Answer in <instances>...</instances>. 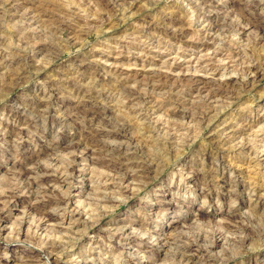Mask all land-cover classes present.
Listing matches in <instances>:
<instances>
[{"label": "rangeland", "instance_id": "obj_1", "mask_svg": "<svg viewBox=\"0 0 264 264\" xmlns=\"http://www.w3.org/2000/svg\"><path fill=\"white\" fill-rule=\"evenodd\" d=\"M125 1L126 0H0V136L2 135L0 137V218H4L1 223L2 226L0 224V263L23 264L21 258L40 253V247H38L40 243L44 245L45 241L48 242L51 240L49 242H52L57 239V241L59 240L60 242L67 240L73 242H70L66 249L57 255L60 261L59 264H177L178 262L179 264H184L187 260H191L187 264H256L258 262V264H264V233L261 235L256 233L262 230L261 228H263L264 232V35H262L264 33L258 31V36L257 34L255 35L257 29L254 27L252 28L248 23L250 22L249 19H253L254 17L255 19L262 18L264 21V1L127 0L130 1L126 2L128 4L122 3ZM131 1H134L132 2L133 5ZM200 2H204V5ZM205 2H208L210 5H207ZM257 5L258 7H256ZM204 9L207 11L204 12ZM230 9L232 10L229 12L228 10ZM237 9H239V11ZM220 10H223V16H221ZM216 13L218 14L217 16ZM240 13H244V16H241ZM252 13L253 15H251ZM226 14H228V16ZM254 14L257 15L254 16ZM239 15L240 18L243 19L242 21ZM246 15L250 16L249 19ZM224 18L226 23L228 22V25L223 20ZM220 21L222 22L220 23ZM236 21L240 26L243 27L244 25V27L242 28L237 25ZM229 22L233 24L232 26L234 27L230 26L231 24ZM248 24L249 26H247ZM246 27L247 31L244 30ZM253 29L256 30L254 31ZM177 33H179V35H177ZM260 35L262 37H260ZM77 41L79 42L77 43ZM46 45L49 47H45ZM54 46L57 47L55 48ZM44 47L46 50L40 49ZM83 60L84 62L85 60L87 61L84 63ZM81 62L83 63L82 65ZM258 65H260V73L256 74L254 68ZM90 67L95 73L89 70L91 69ZM24 68L32 71L29 70V74H24L25 76L27 75V77L24 75L20 76L21 78L23 77L22 80L17 79L19 73L26 71ZM156 70H159V72L161 70L163 74L165 73L164 76L168 74L165 79L159 82H165L164 84L167 85L163 90H154L152 86L158 81L151 77H147V75L149 76L153 72H157ZM62 71L63 73H61ZM106 71L110 73L108 74ZM253 73L257 76L253 75ZM70 74L74 76L71 78ZM119 75H121V77ZM89 76L90 78L92 77L91 80H89ZM97 76L99 79H97ZM117 76L120 80H118ZM168 76L169 79H167ZM93 77L96 78V81ZM186 77L188 79L190 78L189 82L187 79L184 80ZM75 78L78 81L73 80ZM123 78L132 79L128 83L129 89L138 90V92L141 91V93L145 94L147 93L146 96L148 100L146 99V101H144L145 105H141L142 108L139 104H144V102L135 101L132 105L128 103L129 98L125 93H119L117 90L116 93L115 90L111 89L112 87H116ZM252 78H254V81ZM16 79L19 81L16 82ZM44 79L49 82L43 81ZM113 79H116L117 82ZM73 81L75 83L77 82V85L81 84L80 86L83 85L84 87H86V85L87 87L95 86V89H101V91L103 90V92L107 94V100L103 99L105 102L102 100V103H106L103 105L113 110L112 113L108 115H112V117H108L107 120L109 119L114 123H116L115 121L117 120L121 123V121L125 119L124 121L127 123L129 122L128 124L132 129L129 135H131L138 144H132L130 152L134 150L132 153L133 155L136 153L134 156L137 161H141L142 158L145 159L146 163L144 162L142 167H140L141 163L137 162L135 165V168L137 167L136 169L130 168L121 170L114 166V164L107 165L104 163L110 159L108 155H102L106 154L104 153L105 151H102L103 153L98 152L94 154L87 150L84 152V149L81 151L79 149L78 151L80 152H78L72 146L61 145L67 138L74 135L75 132L77 135L75 134L74 137L77 138L80 128L86 126L89 122L88 118H82V121H78L79 124L77 123L74 127L73 125L67 128L62 127L63 130L60 129L61 131L58 134L54 133L55 126L51 122H48L49 125L47 121L43 122V120L39 119L33 122V114L30 112V115L32 114L31 117L29 113L25 115L26 119L29 120L28 126L25 127L23 125V128L19 125V122L15 120L13 116L14 107H20V109H22L26 102L29 103L34 101L38 96L41 98L44 97V100L48 98L46 101L51 102L52 108L54 106L53 109H64L71 106L73 100L77 96L74 95L67 86ZM153 81L157 82L153 83ZM249 81L253 83V85H249ZM66 82H69L68 85ZM190 83L193 84L190 85ZM184 84L189 87L184 86ZM180 86L181 90L186 91H181L179 88ZM221 86L222 89H224V93L216 97L218 100L215 97H211L213 99L211 101L210 91L219 90ZM97 87L102 88L98 89ZM139 87L140 90L138 89ZM209 87L211 90H208ZM248 88L252 89L249 90ZM202 89H204V91ZM43 90H45L46 93H44ZM168 90L170 92L175 91L171 92L173 93L171 94ZM176 92L177 94H175ZM43 93L44 96H42ZM53 93L54 96L52 95ZM48 94H51V97H49ZM159 94H162V96ZM203 94L204 96H202ZM205 94H208L209 97ZM177 95H181L179 96L180 100ZM197 95L201 98H205L201 100V98H197ZM63 96L65 98H63ZM157 96L161 98V101H159L160 99H158ZM172 96L176 97L172 99ZM192 98H195L193 99L194 101ZM176 100L179 101L181 105L185 106L179 107L180 110L183 109V111H186L185 109L187 106L185 104L191 101H198L199 103L204 100L206 104L210 102L209 105L215 107L213 108V114L216 115L211 114L210 118H212V120H210L211 122L207 121L209 122L208 124L207 122L198 123L197 120H191L188 116L183 117L181 112L175 115L172 110L175 109ZM158 103H162V107L159 109L156 107ZM18 104L20 106H18ZM168 106L170 107L168 108ZM129 107L131 108L129 109ZM128 109L130 115L128 114ZM116 113L118 114L117 116ZM122 113H126L129 118L125 116L126 114L122 115ZM25 114H27V112ZM170 115L171 117H169ZM115 118L116 120L113 121ZM126 118L129 120L127 121ZM124 121H122V123ZM136 123L139 124L137 125ZM137 126H140V128ZM18 127L22 128L23 131H21V136L17 137L14 131L18 130ZM144 127L149 128L143 129ZM133 130L140 134L137 133L138 135H136V132ZM131 133L135 134V137ZM21 137L24 140H22ZM141 137L145 139L142 140L143 143L141 142ZM137 138L140 139V141ZM119 139H121L119 141L125 139V141H122L123 144H128L127 138L121 137ZM46 142L48 143L46 144ZM160 143H164L165 146L167 144L166 149L165 146ZM147 145L150 148L147 147ZM75 151L76 153H74ZM47 152L52 153L48 154ZM164 153H167V157H165ZM174 153L176 155H173ZM147 155L149 158H147ZM59 156L60 158H58ZM97 156L105 161H97ZM71 157L75 158V160ZM152 157L160 158L162 162H153V164H149L153 159ZM56 158L57 160H55ZM166 161L168 162L166 163ZM35 162H37V164ZM50 163H52V166ZM62 163L63 165H60ZM47 164L49 166H47ZM53 164L57 165L54 166ZM161 164L162 166H160ZM188 165L191 167V170ZM217 165L219 167H217ZM60 166L65 167L62 168V172H64L65 169L64 174L70 179H68L67 182L68 186L66 185L64 188V186H59L55 181H50L43 185L40 180L42 176H46L49 173L54 174L53 172H56V170L60 172ZM145 166L153 169L149 177H143V175L145 176L143 173ZM223 166L226 168L224 172ZM113 167H116L118 170ZM24 168H28L26 169L28 171L31 170L28 176L29 180L22 179L20 176V172L24 171ZM44 168H46V170ZM71 169L72 172H70ZM128 170L129 172L131 170L133 175L140 174L141 178H136L139 183L136 182L134 186L132 185L130 190L120 185L122 175L128 172ZM134 170L136 173L133 172ZM57 172L55 174H57ZM184 172L186 174H184ZM189 173L192 174L190 175ZM14 175L17 176V178L14 177ZM107 175L109 176L106 177ZM222 175L226 177L224 182L220 181L221 177H223ZM18 176H20V179H18ZM39 176L41 178H39ZM118 178L119 181H117ZM110 180L114 182L115 185L113 187L115 188H111L105 193L106 191H104L102 187L112 183ZM141 180L142 183L140 182ZM179 180H181L182 184H186L184 190H181L177 186L176 182ZM25 183H31L33 188L29 189ZM43 186L49 188L50 192L48 194H51L52 197H58L60 195L59 198L63 196L72 201L69 205L62 206V208H48L47 212L53 214V220L50 219L49 221H45L41 225L37 224L41 223L37 221L41 212H39L35 206L37 203L40 204V201L43 200ZM39 187L40 190H38ZM54 187H56V190ZM133 187H135V190L132 189ZM139 187H141V189ZM11 189H13V192ZM94 190L97 191L96 194L98 196L93 192ZM14 191L16 192L14 193ZM173 191L176 196L170 197ZM66 193H68V195ZM55 194L57 195L55 196ZM109 195H112L113 199L115 198L113 200L114 203L106 204L103 197H109ZM13 196H16V198ZM92 197L94 199L96 198L95 202L92 201ZM97 199L100 200L99 204ZM81 200L82 207H80ZM2 203H5V205ZM83 203H85V207H83ZM75 204L79 207H75ZM63 207H66V209ZM72 207L75 208L73 209ZM71 208L75 210V212L73 217L68 219L65 214H67ZM250 212H252V214ZM79 216L81 217L79 218ZM28 219L30 223L27 222ZM85 219L88 220V224L94 221L93 224L96 225L91 229H87L84 223V221L86 222ZM75 220L78 221L76 222ZM227 220L237 221L233 223V221L227 222ZM230 223H233L234 225L232 224V226L236 227L237 230L226 229V226L230 225ZM121 226L126 228L121 229L123 228ZM241 226L244 228L241 229ZM145 227L147 231H145ZM134 228L137 230L135 229V231ZM36 229L38 230L37 232ZM115 230L120 232L117 233ZM124 231H129L130 236L124 234ZM224 231H226V233ZM253 232L255 236L253 235L254 237L252 236L249 238L244 247H239L236 244L237 239L243 238L242 235L245 236V234L247 235ZM33 233H36V236H34ZM202 234L208 236L203 237ZM221 234H224V237L221 236ZM148 235L151 238L148 237ZM170 236H176L174 238H178L175 241L176 243L172 240L170 241ZM20 237L22 238L20 239ZM155 238L160 239L156 241ZM14 239L17 240V242H15ZM21 240H23V242ZM192 242H194L196 246H192ZM42 245L40 244V246ZM207 249H210L209 251L211 252ZM41 256V258L38 257L39 259L37 258L38 260L36 259L32 264H51V262L46 259L47 257H43L45 256L44 252ZM180 258H182V261H180Z\"/></svg>", "mask_w": 264, "mask_h": 264}, {"label": "bare ground", "instance_id": "obj_2", "mask_svg": "<svg viewBox=\"0 0 264 264\" xmlns=\"http://www.w3.org/2000/svg\"><path fill=\"white\" fill-rule=\"evenodd\" d=\"M202 1V0H201ZM219 1V0H218ZM223 1H225V0H223ZM222 1V2H223ZM227 1V0H226ZM225 1V2H226ZM231 1V0H230ZM234 1V0H233ZM248 1V0H247ZM264 1V0H263ZM33 2V1H32ZM126 2H130V1H125V2H122V3H125V4H128V3H126ZM132 2H134V1H131V3ZM244 2V1H243ZM104 3V2H103ZM120 3V2H119ZM201 3V2H200ZM204 3V2H203ZM203 3H201L202 5H204ZM207 5H210L208 2H205ZM214 3V2H213ZM220 3H221V1H220ZM253 3H255V2H253ZM259 3V2H258ZM50 4V3H49ZM205 4V5H206ZM241 4V3H240ZM260 4V3H259ZM44 5V4H43ZM46 5V4H45ZM131 5V4H130ZM132 5H133V3H132ZM213 5V4H212ZM249 5V4H248ZM247 5V6H248ZM253 5V4H252ZM60 6V5H59ZM61 6H62V4H61ZM126 6V5H125ZM192 6V5H191ZM198 6H199V4H198ZM201 6V5H200ZM214 6V5H213ZM219 6V5H218ZM234 6H235V4H234ZM241 6V5H240ZM240 6H238V7H240ZM46 7V6H45ZM203 7V6H202ZM205 7V6H204ZM220 7H221V5H220ZM232 7V6H231ZM256 7H258V5L256 6ZM49 8V7H48ZM54 8V7H53ZM57 8V7H56ZM78 8V7H77ZM200 9H202L201 7H199ZM209 8V7H208ZM244 8V7H243ZM245 8H246V6H245ZM214 10H215V8H213ZM212 9V10H213ZM217 9V8H216ZM224 9V8H223ZM241 9V8H240ZM45 10V9H44ZM205 10V9H204ZM209 10H210V8H209ZM213 10V11H214ZM232 9H230V10H228L229 12L231 11ZM238 11H239V9H237ZM236 10V11H237ZM253 10V9H252ZM254 10H255V8H254ZM253 10V11H254ZM202 11V10H201ZM207 10H205L204 12H206ZM215 11H217V10H215ZM221 11V14H222V12H223V10H220ZM228 11H225V12H228ZM247 11V10H246ZM256 11H257V9H256ZM263 11V10H262ZM261 11V12H262ZM55 12V11H54ZM211 12V11H210ZM209 12V13H210ZM228 12V13H229ZM243 12V11H242ZM208 13V12H207ZM246 13V12H245ZM75 14V13H74ZM205 14V13H204ZM231 14V13H230ZM237 14H239V13H237ZM243 14V15H242ZM240 13V15L241 16H244V13ZM247 14V13H246ZM44 15V14H43ZM63 15V14H62ZM76 15V14H75ZM218 14L216 13V16H217ZM225 15V14H224ZM227 16H228V14H226ZM232 15V14H231ZM230 15V16H231ZM240 15H239V18H240ZM251 15H253V13L251 14ZM255 15H257V14H254V16ZM259 15V14H258ZM221 16H223V14L221 15ZM226 16V17H227ZM232 16H234V15H232ZM38 17V16H37ZM77 17V16H76ZM246 17H248V19H249V17L250 16H247L246 15ZM257 17V16H256ZM262 17V16H261ZM35 18V17H34ZM5 19V18H4ZM33 19V18H32ZM45 19V18H44ZM241 19V18H240ZM239 19V20H240ZM43 20V19H42ZM52 20V19H51ZM107 20V19H106ZM209 20V19H208ZM212 20H213V18H212ZM216 20V19H215ZM220 20V19H219ZM224 21H225V18L223 19ZM228 20V19H227ZM232 20H233V18H232ZM231 20V21H232ZM235 20V19H234ZM243 19H241V21H242ZM250 20V22H248L250 25H251V27L253 28H256L255 30L257 31V33L255 32V35L257 34V36H258V31L259 32H261V33H264V21H263V19L261 18V19H255V17L253 18V19H249ZM58 21H60V20H58ZM165 21V20H164ZM245 21V20H244ZM246 21H248V20H246ZM30 22V21H29ZM61 22V21H60ZM93 22V21H92ZM222 21H220V23H221ZM157 23V22H156ZM225 23H226V21H225ZM228 23V22H227ZM226 23V24H227ZM230 23V22H229ZM236 23H237V21H236ZM55 24V23H54ZM231 24V23H230ZM241 24H243V23H241ZM249 24L247 25V26H249ZM50 25V24H49ZM72 25V24H71ZM91 25V24H90ZM102 25V24H101ZM112 25V24H111ZM174 25V24H173ZM228 25V24H227ZM233 24H231L230 26H232ZM235 25V24H234ZM237 25H239L238 23H237ZM20 26H22V25H20ZM170 26V25H169ZM240 26V25H239ZM239 26H237V27H239ZM246 26V25H245ZM222 27V26H221ZM232 27H234V26H232ZM240 27H242V26H240ZM243 27H244V25H243ZM242 27V28H243ZM250 27V28H251ZM54 28V27H53ZM59 28V27H58ZM176 28V27H175ZM241 28V29H242ZM39 29V28H38ZM82 29V28H81ZM87 29V28H86ZM238 29V28H237ZM247 29V27L244 29V30H246ZM46 30V29H45ZM55 30V29H54ZM57 30V29H56ZM59 30V29H58ZM243 30V29H242ZM241 30V31H242ZM243 30V31H244ZM254 30V29H253ZM254 30V31H255ZM159 31V30H158ZM241 31H239V32H241ZM247 31V30H246ZM252 31V30H251ZM52 32V31H51ZM61 32V31H60ZM90 32V31H89ZM24 33V32H23ZM39 33V32H38ZM85 33V32H84ZM173 33V32H172ZM171 33V34H172ZM180 33V32H179ZM179 33H177V35H179ZM16 34V33H15ZM60 34V33H59ZM58 34V35H59ZM138 34V33H137ZM181 34V33H180ZM243 34V33H242ZM246 34H248V33H246ZM26 35V34H25ZM47 35V34H46ZM53 35V34H52ZM56 35V34H55ZM76 35V34H75ZM127 35V34H126ZM187 35V34H186ZM254 35V34H253ZM254 35V36H255ZM262 35H264V34H262ZM37 36V35H36ZM86 36V35H85ZM1 37V36H0ZM75 37V36H74ZM174 37V36H173ZM177 37V36H176ZM260 37H262L261 35H260ZM24 38V37H23ZM76 38V37H75ZM136 38V37H135ZM52 39V38H51ZM150 39V38H149ZM19 40V39H18ZM133 40V39H132ZM138 40V39H137ZM26 41V40H25ZM76 41V40H75ZM80 41V40H79ZM79 41H77V43L79 42ZM44 42V41H43ZM52 42V41H51ZM142 42V41H141ZM140 42V43H141ZM34 43V42H33ZM76 43V44H77ZM44 44V43H43ZM132 44V43H131ZM152 44V43H151ZM61 45V44H60ZM81 45V44H80ZM73 46V45H72ZM136 46V45H135ZM149 46V45H148ZM45 47H47V45L45 46ZM40 48V49H45L46 50V48ZM49 47V46H48ZM47 47V48H48ZM55 47V46H54ZM57 47V46H56ZM55 47V48H56ZM28 48V47H27ZM199 48V47H198ZM64 49V48H63ZM208 49V48H207ZM50 50V49H49ZM52 50V49H51ZM47 52V51H46ZM45 52V53H46ZM50 52V51H49ZM51 52H53V51H51ZM42 53V52H41ZM260 53V52H259ZM17 54V53H16ZM19 54V53H18ZM25 54V53H24ZM52 54V53H51ZM14 55V54H13ZM16 56V55H15ZM85 56V55H84ZM260 56V55H259ZM22 57V56H21ZM88 57V56H87ZM253 57V56H252ZM42 58H43V56H42ZM257 58V57H256ZM255 58V59H256ZM81 59V58H80ZM85 59H86V56H85ZM94 59V58H93ZM95 60V59H94ZM22 61V60H21ZM74 61V60H73ZM87 60H85V62H86ZM90 61H92V60H90ZM98 61V60H97ZM75 62V61H74ZM83 62H84V60H83ZM84 62V63H85ZM248 62V61H247ZM28 63V62H27ZM83 63L81 62V65H82ZM87 64V63H86ZM1 65V64H0ZM72 65V64H71ZM93 65V64H92ZM201 65V64H200ZM261 65V64H260ZM260 65H258L257 67H255L254 68V70H255V73L256 74H259L260 73V70H259V66ZM17 66V65H16ZM36 66H37V64H36ZM97 66V65H96ZM8 67V66H7ZM18 67V66H17ZM23 67H24V65H23ZM29 67H31V66H29ZM33 67V66H32ZM77 67H79V66H77ZM76 67V68H77ZM87 67V66H86ZM85 67V68H86ZM102 67V66H101ZM262 67V66H261ZM35 68H37V67H35ZM91 68V67H90ZM250 68V67H249ZM19 69V68H18ZM25 69V68H24ZM28 69V68H27ZM38 69V68H37ZM40 69V68H39ZM70 69V68H69ZM68 69V70H69ZM103 69V68H102ZM207 69V68H206ZM26 70V69H25ZM30 70V69H29ZM26 70L25 72L23 71V72H21V73H19V75L17 76L18 78L17 79H21L22 80V78L20 77V76H23L25 73H28L29 74V72L30 71H32V70ZM33 70H34V67H33ZM83 70V69H82ZM89 70H91V72L93 71L92 70V68L91 69H89ZM98 70V69H97ZM101 70V69H100ZM110 71H112L111 69H109ZM115 70H116V68H115ZM9 71V70H8ZM18 71V70H17ZM16 71V72H17ZM37 71V70H36ZM41 71V70H40ZM96 71V70H95ZM117 71V70H116ZM157 72H153L152 74H150L149 76L147 75V77H151L152 79H156L157 81H153V83L154 82H157V83H159L162 79H165L166 77H167V75L166 76H164V74L161 72V70H160V72H159V70H156ZM243 71V70H242ZM252 71V70H251ZM261 71H262V69H261ZM34 72H35V70H34ZM39 72V71H38ZM60 72V71H59ZM70 72H71V70H70ZM73 72V71H72ZM94 72V71H93ZM102 72V71H101ZM108 74L110 73V72H108V71H106ZM122 72V71H121ZM17 73V74H18ZM61 73H63V71L61 72ZM64 73H66V72H64ZM95 73V72H94ZM116 73H118V72H116ZM186 73V72H185ZM30 74H32V73H30ZM36 74H38V73H36ZM59 74V73H58ZM58 74H57V76H58ZM85 74V73H84ZM97 74V73H96ZM103 74V73H102ZM101 74V75H102ZM114 74H115V72H114ZM113 74V75H114ZM125 74V73H124ZM256 74H254L253 73V75H255V76H257ZM262 74V73H261ZM8 75V74H7ZM41 75V74H40ZM68 75V74H67ZM71 75V74H70ZM91 75V74H90ZM94 75V74H93ZM106 75V74H105ZM122 75V74H121ZM121 75H119L120 77H121ZM146 75V74H145ZM186 75V74H185ZM12 76V75H11ZM25 76V75H24ZM62 76V75H61ZM72 76H74V75H71V78H72ZM92 76V75H91ZM95 76V75H94ZM115 76V75H114ZM133 76V75H132ZM184 76V75H183ZM193 76V75H192ZM15 77V76H14ZM25 77H27V75L25 76ZM54 77H56V76H54ZM59 77H60V75H59ZM63 77H64V75H63ZM69 77V76H68ZM98 77V76H97ZM103 77V76H102ZM108 77V76H107ZM113 77V76H112ZM116 77V76H115ZM131 77V76H130ZM190 77V76H189ZM16 78V77H15ZM15 78H14V80H15ZM30 78V77H29ZM32 78V77H31ZM44 78V77H43ZM47 78V77H46ZM62 78V77H61ZM80 78V77H79ZM89 78H90V76H89ZM92 78V77H91ZM91 78L89 79V80H91ZM93 78H95V77H93ZM111 78V77H110ZM117 78H118V76H117ZM182 78V77H181ZM184 78V77H183ZM192 78V77H191ZM11 79V78H10ZM16 79V80H17ZM26 79H28V78H26ZM42 79V78H41ZM57 79V78H56ZM97 79H99V77L97 78ZM102 79V78H101ZM100 79V80H101ZM145 79H146V77H145ZM145 79H144V81H145ZM167 79H169V76H168V78ZM187 79V81L189 82V79L186 77L184 80H186ZM193 79V78H192ZM191 79V80H192ZM243 79V78H242ZM254 78H252V80H253ZM257 79V78H256ZM19 80H17L16 82H18ZM23 80H25V79H23ZM36 80V79H35ZM48 80V79H47ZM65 80V79H64ZM67 80V79H66ZM73 80H76V78L75 79H73ZM93 80V79H92ZM95 81H96V78L94 79ZM111 80V79H110ZM109 80V81H110ZM114 80V79H113ZM116 80V79H115ZM114 80V81H115ZM118 80H120L119 78H118ZM122 80V79H121ZM130 80H132V79H130ZM129 78L127 79V78H123V80L122 81H120V83L118 84V85H116V87H112L111 89L112 90H115V92H116V90L117 91H119V93L120 92H123V93H125L126 95H127V97L129 98V100H128V103H130V104H132V103H134L135 101H139V102H144V101H146V99H147V96H146V94L145 93H141V91H139L138 92V90H131V89H129L128 88V86H129ZM136 80H138V79H136ZM181 80V79H180ZM237 80V79H236ZM43 81H46L45 79L43 80ZM55 81V80H54ZM69 81V80H68ZM76 81H78V80H76ZM98 81V80H97ZM108 81V82H109ZM147 81V80H146ZM164 81V80H163ZM166 81V80H165ZM235 81V80H234ZM240 81V80H239ZM251 81V80H250ZM249 81V85L250 84H252L253 85V83H251V82H253V81H251L250 82ZM7 82V81H6ZM15 82V81H14ZM47 82V81H46ZM49 82V81H48ZM47 82V83H48ZM58 82V81H57ZM62 82V81H61ZM65 82V81H64ZM70 82V81H69ZM69 82H66L67 83V85H68V83ZM74 82V81H73ZM73 82H71V83H69V85L67 86V87H69V90H71V92H73L74 93V95H76L77 97H75V99L73 100V99H71V100H73V103L71 104V106H68V108L66 107V108H64V109H53L54 108V106H53V108H52V106H51V102H47L46 100L48 99H46V100H44L43 98H41V97H39L38 96V98L36 99V100H34V101H31V102H29V103H25V106L24 107H22V109H20V107H14V109H13V116H14V118H15V120L16 121H18L19 122V125H21L22 127H23V125L26 127V126H28V121L29 120H27L26 119V117H25V115H28V113L30 112V113H32L33 114V119H32V121L33 122H36L38 119L39 120H43V122L44 121H47V124H48V122H51L54 126H55V130H54V133L55 134H58L61 130L60 129H62V127L63 128H67L68 126H71V125H73V127H74V125H76L77 123H78V121H80L82 118H84V119H87L88 118V120H89V122L86 124V126H84V127H82V128H80V131H78V136H77V138H75L74 137V135L76 134V132H75V134L74 135H72L70 138H67V140L63 143H61V145H65V146H72L75 150H79L80 149V151L81 150H83L84 149V152L87 150L88 152H91V153H94V154H97L98 152H102V151H105L104 153H106V154H102V155H105V156H109L110 157V159L108 160V161H105V160H103V159H101V158H99L98 156V158H97V161H99V162H101V161H105L104 163L105 164H107V165H109V164H114V166H116L118 169H121V170H123V169H132V168H135V165H136V163L138 162V163H141V165H140V167H142L143 166V163L145 162V159H143L142 158V160L140 161L139 159V161H137V159L135 158V156L134 155H136V151L134 152L135 154L133 155V151L132 152H130V147H131V145L132 144H134V145H138L136 142L137 141H134V138L131 136V135H129L130 134V130H132L130 127V125L126 122V121H124V120H122V121H124L123 123H122V121H121V123H119L117 120H116V118L115 119H113V121H115L116 123H114V122H112L111 120H107V118L108 117H112V115L111 116H108V115H110L111 113H112V108H110V107H108V106H106V105H103V104H106V103H104L105 101L103 100V99H106L107 100V98H108V96H107V94L105 93V92H103V90L101 91V89L100 90H97V89H95L94 87L95 86H88L87 87V85H86V87H84L83 85L82 86H80L81 84H79V85H77L75 82L73 83ZM87 82V81H86ZM113 82V81H112ZM116 82H117V80H116ZM137 82V81H136ZM147 82H149V81H147ZM152 82V81H151ZM184 82V81H183ZM242 82H244V81H242ZM248 82V81H247ZM246 82V83H247ZM9 83V82H8ZM21 83H22V81H21ZM45 83V82H44ZM59 83V82H58ZM81 83V82H80ZM92 83V82H91ZM93 83H95V82H93ZM106 83V82H105ZM150 83V82H149ZM155 84V85H153L152 86V88L154 89V90H163V88H165L167 85H165L164 83H159V84ZM194 83V82H193ZM193 83H190V85L191 84H193ZM198 83V82H197ZM210 83V82H209ZM225 83V82H224ZM233 83V82H232ZM236 83V82H235ZM238 83V82H237ZM2 84V83H1ZM42 84V83H41ZM46 84V83H45ZM56 84V83H55ZM60 84V83H59ZM84 84V83H83ZM98 84V83H97ZM96 84V85H97ZM104 84V83H103ZM112 84V83H111ZM128 84V85H127ZM139 84V83H138ZM148 84V83H147ZM180 84V83H179ZM186 84H187V82H186ZM186 84H184V86H187ZM189 84V83H188ZM208 84V83H207ZM218 84V83H217ZM229 84V83H228ZM231 84V83H230ZM248 84V83H247ZM52 85H54V84H52ZM93 85V84H92ZM102 85V84H101ZM110 85V84H109ZM142 85V84H141ZM211 85V84H210ZM222 85V84H221ZM233 85H234V83H233ZM41 86V85H40ZM56 86H57V84H56ZM55 86V87H56ZM62 86V85H61ZM60 86V87H61ZM64 86V85H63ZM100 86V85H99ZM111 86H113V85H111ZM149 86V85H148ZM178 86V85H177ZM207 86V85H206ZM209 86V85H208ZM223 86V85H222ZM222 86H221V89H219V90H211V88L209 89L208 88V90H211L210 91V98L211 97H217L218 95H220V94H223L224 93V89H222ZM224 86H225V84H224ZM34 87V86H33ZM67 87H65V88H67ZM103 87V86H102ZM102 87H99V88H102ZM132 86H131V82H130V88H131ZM145 87V86H144ZM168 87H169V85H168ZM187 87H189V86H187ZM218 87V86H217ZM228 87V86H227ZM245 87V86H244ZM243 87V88H244ZM98 88V87H97ZM98 88V89H99ZM142 88V87H141ZM150 88V87H149ZM171 88V87H170ZM180 88V90H181V86L179 87ZM179 88H178V91H179ZM194 88V87H193ZM196 88V87H195ZM205 88V87H204ZM235 88V87H234ZM253 88V87H252ZM252 88H248L249 90L250 89H252ZM41 89V88H40ZM45 89V88H44ZM49 89V88H48ZM104 89V88H103ZM106 89H107V86H106ZM136 89V88H135ZM139 90H140V87L138 88ZM144 89V88H143ZM148 89V88H147ZM174 89V88H173ZM182 89H184V88H182ZM199 89V88H198ZM207 89V88H206ZM216 89V88H215ZM46 90V89H45ZM45 90H43L44 91V93H46L45 92ZM54 90V89H53ZM59 90V89H58ZM149 90V89H148ZM152 90V89H151ZM150 90V91H151ZM153 90V91H154ZM165 90V89H164ZM166 90H167V88H166ZM203 91H204V89H202ZM235 90V89H234ZM244 90H246V89H244ZM47 91V90H46ZM56 91V90H55ZM54 91V92H55ZM60 91V90H59ZM64 91V90H63ZM108 91V90H107ZM106 91V92H107ZM175 91V90H174ZM174 91H171V92H174ZM181 91H186V90H181ZM189 91V90H188ZM193 91V90H192ZM200 91H201V89H200ZM227 91H229V90H227ZM38 92V91H37ZM42 92V91H41ZM51 92V91H50ZM70 92V93H71ZM145 92V91H144ZM147 92V91H146ZM152 92V91H151ZM150 92V93H151ZM157 92V91H156ZM158 92H160V91H158ZM167 92V91H166ZM168 92H170L169 90H168ZM170 92V93H171ZM183 92V93H184ZM199 92V91H198ZM202 92V91H201ZM209 92V91H208ZM230 92V91H229ZM34 93H36V92H34ZM44 93H43V95L42 96H44ZM56 93H57V91H56ZM62 93V92H61ZM72 93V94H73ZM117 93V92H116ZM149 93V92H148ZM161 93H162V91H161ZM164 93V92H163ZM182 93V94H183ZM190 93V92H189ZM196 93V92H195ZM205 93V92H204ZM227 93V92H226ZM36 94H39V93H36ZM68 94H69V92H68ZM154 94H155V91H154ZM167 94V93H166ZM171 94H173V93H171ZM175 94H177V92L175 93ZM180 94V93H179ZM192 94V93H191ZM198 94V93H197ZM202 94V93H201ZM53 96H54V93L52 94ZM57 95V94H56ZM117 95V94H116ZM122 95V94H121ZM150 95V94H149ZM160 96H162V94H159ZM205 95H208V94H205ZM235 95V94H234ZM48 96L49 97H51V94H48ZM47 96V97H48ZM66 96V95H65ZM109 96H111V95H109ZM123 96V95H122ZM154 96V95H153ZM179 96H181V95H179ZM179 96L177 95V97H178V99H179ZM202 96H204V94L202 95ZM226 96V95H225ZM31 97V96H30ZM35 97V96H34ZM58 97V96H57ZM68 97V96H67ZM71 97V96H70ZM73 97V98H74ZM158 97V96H157ZM166 97V96H165ZM173 97H176V96H172V99H173ZM208 97H209V95H208ZM220 97V96H219ZM229 97V96H228ZM46 98V97H45ZM63 98H65L64 96H63ZM72 98V97H71ZM110 98V97H109ZM115 98V97H114ZM164 98V97H163ZM162 98V99H163ZM196 98V97H195ZM195 98H192V100L193 99H195ZM197 98H201V97H199L198 95H197ZM205 98V97H204ZM204 98H201V100L202 99H204ZM51 99V98H50ZM49 99V100H50ZM56 99V98H55ZM54 99V100H55ZM61 99V98H60ZM126 99V98H125ZM151 99H152V97H151ZM150 99V100H151ZM158 99H160L159 101H161V98H159L158 97ZM176 99V98H175ZM189 99V98H188ZM217 99V98H216ZM63 100V99H62ZM102 100L104 101L103 103H102ZM115 100H116V98H115ZM148 100V99H147ZM149 100V101H150ZM180 100V99H179ZM190 100V99H189ZM199 100V99H198ZM200 100V101H201ZM211 101L213 100L212 98L210 99ZM218 100V99H217ZM231 100V99H230ZM233 100V99H232ZM51 101V100H50ZM109 101V100H108ZM124 101V100H123ZM165 101V100H164ZM169 101H170V99H169ZM183 101V100H182ZM194 101V100H193ZM58 102V101H57ZM112 102V101H111ZM163 102V101H162ZM168 102V101H167ZM166 102V103H167ZM173 102V101H172ZM171 102V103H172ZM186 102H187V100H186ZM189 102V101H188ZM207 102V101H206ZM63 103V102H62ZM68 103V102H67ZM136 103H138V102H136ZM152 103V102H151ZM208 103V102H207ZM15 104H16V102H15ZM57 104H59V103H57ZM119 104V103H118ZM125 104L127 105V103L125 102ZM124 104V105H125ZM139 104V103H138ZM155 104H156V102H155ZM184 104V103H183ZM209 104H210V102H209ZM209 104H206L205 102H204V100L202 101V102H199L198 103V101H196V102H190V103H188V104H185L187 107H186V111H183V109L182 110H180V108L181 107H185V106H183V105H181L180 103H179V101H177L176 100V102H175V109L174 110H172L174 113H175V115H176V113H180L181 112V114H182V116L183 117H190V119L192 120H197L198 121V123L199 122H203V123H206L207 121H210V120H212V118H210L211 117V114L212 115H216V114H213V108H215L214 106L212 107V106H210ZM216 104V103H215ZM214 104V105H215ZM219 104V103H218ZM13 105V104H12ZM22 105H23V102H22ZM21 105V106H22ZM53 105V104H52ZM61 105V104H60ZM59 105V106H60ZM116 105V104H115ZM133 105V104H132ZM140 105V107H141V105L142 106H144L145 105V102H144V104H139ZM154 105V104H153ZM167 105V104H166ZM173 105V104H172ZM17 106V105H16ZM18 106H20L19 104H18ZM136 106V105H135ZM217 106V105H216ZM221 106V105H220ZM13 107V106H12ZM56 107V106H55ZM125 107V106H124ZM132 107V106H131ZM131 107H129V109L131 108ZM137 107V106H136ZM139 107V106H138ZM152 107V106H151ZM158 109L159 108H161L162 107V103L160 104V103H158L157 104V106H156ZM170 106H168V108H169ZM174 107V106H173ZM180 107V108H179ZM219 107V106H218ZM222 107V106H221ZM57 108V107H56ZM121 108V107H120ZM126 108V107H125ZM124 108V109H125ZM128 108V107H127ZM135 108V107H134ZM133 108V109H134ZM142 108V107H141ZM140 108V109H141ZM145 108V107H144ZM150 108V107H149ZM167 108V107H166ZM172 108V107H171ZM177 108H179V109H177ZM24 109V110H23ZM123 109V108H122ZM129 109H128V112H126V113H128L129 115H130V111H129ZM136 109V108H135ZM153 109V108H152ZM66 110V111H65ZM139 110V109H138ZM165 110V109H164ZM163 110V111H164ZM216 110V109H215ZM115 111H116V109H115ZM131 111H132V109H131ZM141 111V110H140ZM162 111V112H163ZM168 111V110H167ZM167 111H165V112H167ZM171 111V112H172ZM218 111V110H217ZM216 111V112H217ZM222 111V110H221ZM11 112V111H10ZM27 112V114H25ZM120 112V111H119ZM133 112V111H132ZM215 112V113H216ZM30 113H29V115H30ZM126 113H122V115H125ZM174 113H172V114H174ZM31 114V115H32ZM121 114V113H120ZM139 114V113H138ZM218 114H219V112H218ZM31 115H30V117H31ZM118 114L116 113V116H117ZM135 115V114H134ZM137 115V114H136ZM168 115H169V113H168ZM126 117H128L129 118V116L126 114L125 115ZM132 116V115H131ZM131 116H130V118H131ZM115 117V116H114ZM169 117H171V115L169 116ZM215 117V116H214ZM174 118V117H173ZM179 118H180V116H179ZM37 119V120H36ZM118 119H120V118H118ZM121 119H122V117H121ZM170 119V118H169ZM9 120V119H8ZM7 120V122L9 123V121ZM11 120V119H10ZM126 120H127V118H126ZM129 120V119H128ZM127 120V121H128ZM14 121V120H13ZM82 121V120H81ZM132 121V120H131ZM5 122H6V120H5ZM17 122V123H18ZM31 122V121H30ZM42 122V123H43ZM118 122V123H117ZM171 122V121H170ZM196 122V121H195ZM211 122V121H210ZM7 123V124H8ZM130 123H132V122H130ZM134 123H135V121H134ZM133 123V124H134ZM141 123V122H140ZM209 122H207V124H208ZM7 124H6V126H7ZM37 124V123H36ZM45 124V123H44ZM79 124V123H78ZM84 124V123H83ZM137 124V123H136ZM139 124V123H138ZM137 124V125H138ZM175 124V123H174ZM197 124V123H196ZM14 125V124H13ZM46 125V124H45ZM49 125V124H48ZM52 125V126H53ZM85 125V124H84ZM200 125H201V123H200ZM81 126H83V125H81ZM136 126V125H135ZM17 127V126H16ZM80 127V126H79ZM137 127H139L140 128V126H137ZM142 127V126H141ZM178 127V126H177ZM183 127V126H182ZM8 128H9V126H8ZM24 128V127H23ZM29 128V127H28ZM43 128V127H42ZM135 128V127H134ZM147 128H149V127H147ZM146 127H144L143 129H147ZM44 129V128H43ZM75 129V128H74ZM1 130V129H0ZM28 130V129H27ZM34 130V129H33ZM49 130V129H48ZM63 130V129H62ZM73 130V129H72ZM137 130V129H136ZM201 130V129H200ZM21 131H23V129L22 128H19L18 127V130H16V131H14V133L16 134V136L18 137V136H21L20 134L22 133ZM29 131V130H28ZM39 131H40V129H39ZM44 131H45V129H44ZM70 131H71V129H70ZM133 131H135V130H133ZM138 131V130H137ZM46 132V131H45ZM64 132V131H63ZM136 132V131H135ZM134 132V133H135ZM153 132V131H152ZM41 133V132H40ZM53 133V132H52ZM65 133H66V131H65ZM71 133H74V132H71ZM140 134L139 132H136V135H138V134ZM11 134V133H10ZM25 134V133H24ZM27 134V133H26ZM132 134V133H131ZM142 134V133H141ZM5 135V134H4ZM70 135V134H69ZM68 135V136H69ZM77 135V134H76ZM134 137H135V134H132ZM2 136V135H1ZM0 136V137H1ZM62 136H64V135H62ZM139 136H141V135H139ZM158 136V135H157ZM15 137V136H14ZM55 137V136H54ZM58 137V136H57ZM121 137H124V138H127L128 139V144H123V142L122 141H125V139L124 140H122V141H119V140H121V139H119V138H121ZM165 137V136H164ZM7 138V137H6ZM6 138H5V140H6ZM11 138V137H10ZM22 138V137H21ZM60 138V137H59ZM142 138V137H141ZM155 138V137H154ZM161 138V137H160ZM17 139V138H16ZM138 139V138H137ZM136 139V140H137ZM158 139V138H157ZM156 139V140H157ZM22 140H24L23 138H22ZM139 141H140V139H138ZM142 140H145V139H141V142H142ZM159 140V139H158ZM162 140V139H161ZM7 141V140H6ZM13 141V140H12ZM59 141V140H58ZM139 141H138V143H139ZM160 141V140H159ZM22 142V141H21ZM24 142V141H23ZM146 142V141H145ZM163 142H164V139H163ZM7 143V142H6ZM14 143H15V140H14ZM48 142H46V144H47ZM143 143V142H142ZM165 143V142H164ZM164 143H160V144H162L163 146H165L164 145ZM217 143V142H216ZM45 144V145H46ZM147 144V143H146ZM152 144V143H151ZM158 144V143H157ZM234 144V143H233ZM142 145H144V144H142ZM141 145V146H142ZM150 145V144H149ZM161 145V146H162ZM144 146H146V145H144ZM143 146V147H144ZM153 146H154V144H153ZM166 146H167V144H166ZM166 146H165V149H166ZM173 146V145H172ZM216 146V145H215ZM52 147V146H51ZM71 147V148H72ZM133 147V146H132ZM147 147H149L148 145H147ZM146 147V148H147ZM158 147V146H157ZM160 147V146H159ZM40 148V147H39ZM63 148V147H62ZM70 148V147H69ZM68 148V149H69ZM137 148V147H136ZM150 148V147H149ZM162 148V147H161ZM169 148V147H168ZM168 148H167V150H168ZM66 149V148H65ZM178 149V148H177ZM141 150H142V148H141ZM149 150H151V149H149ZM148 150V151H149ZM159 150V149H158ZM43 151V150H42ZM46 151V150H45ZM80 151H78V152H80ZM146 151V150H145ZM170 151V150H169ZM172 151V150H171ZM178 151V150H177ZM204 151H206V150H204ZM66 152V151H65ZM149 152H152V151H149ZM208 152V151H207ZM214 152V151H213ZM42 153V152H41ZM48 154L49 153H52V152H47ZM74 153H76V151L74 152ZM103 153V152H102ZM145 153V152H144ZM148 153V152H147ZM153 153V152H152ZM151 153V154H152ZM157 153H158V151H157ZM162 153V152H161ZM160 153V154H161ZM200 153V152H199ZM210 153V152H209ZM37 154V153H36ZM72 154V153H71ZM79 154V153H78ZM77 154V155H78ZM81 154H82V152H81ZM80 154V155H81ZM84 154V153H83ZM146 154V153H145ZM165 154V153H164ZM167 154V153H166ZM166 154H165V157H167L166 156ZM168 154H169V152H168ZM178 154V153H177ZM204 154V153H203ZM222 154V153H221ZM39 155V154H38ZM70 155V154H69ZM87 155V154H86ZM138 155V154H137ZM141 155H142V151H141ZM155 155V154H154ZM163 155V154H162ZM173 155H176L175 153L173 154ZM200 155V154H199ZM198 155V156H199ZM37 156V155H36ZM50 156V155H49ZM53 156V155H52ZM65 156V155H64ZM82 156V155H81ZM85 156V155H84ZM90 156V155H89ZM151 156V155H150ZM164 156V155H163ZM212 156H213V154H212ZM39 157V156H38ZM56 157V156H55ZM62 157V156H61ZM72 157H75V156H72ZM71 157V158H72ZM170 157H171V155H170ZM175 157V156H174ZM204 157H205V155H204ZM203 157V158H204ZM37 158V157H36ZM35 158V159H36ZM54 158V157H53ZM58 158H60V156L58 157ZM82 158V157H81ZM147 158H149L148 157V155H147ZM153 159H152V161L151 162H149V164L151 163V164H153V162H155V163H161L162 162V159H160V158H154V157H152ZM169 158V157H168ZM201 158V157H200ZM214 158H215V155H214ZM35 159H32V160H34V161H36ZM38 159V158H37ZM48 159V158H47ZM46 159V160H47ZM72 159H74L75 160V158H72ZM176 159V158H175ZM202 159V158H201ZM217 159V158H216ZM53 160V159H52ZM51 160V161H52ZM55 160H57V158L55 159ZM74 160H72V161H74ZM83 160V159H82ZM168 160V159H167ZM170 160V159H169ZM214 160V159H213ZM42 161V160H41ZM44 161V160H43ZM79 161V160H78ZM87 161V160H86ZM21 162V161H20ZM24 162V161H23ZM32 162V161H31ZM47 162V161H46ZM62 162H64V161H62ZM168 161H166V163H167ZM36 164H37V162H35ZM39 163V162H38ZM55 163V162H54ZM56 163H57V161H56ZM96 163H98V162H96ZM146 163V162H145ZM193 163V162H192ZM191 163V164H192ZM201 163V162H200ZM203 163V162H202ZM35 164V165H36ZM41 164V163H40ZM51 164V166H52V163H50ZM220 164V163H219ZM222 164V163H221ZM231 164V163H230ZM33 165V164H32ZM54 165V164H53ZM57 165V164H56ZM56 165H54V166H56ZM60 165H63V163L62 164H60ZM202 165V164H201ZM229 165V164H228ZM38 166V165H37ZM37 166H36V168H37ZM41 166V165H40ZM47 166H49L48 164H47ZM46 166V167H47ZM59 166V165H58ZM65 166V165H64ZM63 166V167H64ZM93 166H95V165H93ZM149 166V165H148ZM148 166H145V169L143 170V173L145 174V176L143 175V177H146V176H148L149 177V175L152 173L151 172V170H153L152 168H150V167H148ZM154 166V165H153ZM160 166H162V164L160 165ZM185 166H187V165H185ZM189 166V165H188ZM221 166V165H220ZM29 167V166H28ZM31 167V166H30ZM35 167V166H34ZM44 167V166H43ZM61 167V166H60ZM63 167H61V170L59 169V168H57V169H59L60 170V172H57V170H56V172H57V174H55L56 172H53V170H52V172L55 174H51V173H49V174H47L46 176H42V179H40L41 180V182H42V184L44 185V184H47L48 182H50V181H55L59 186H64V188L66 187V185L68 186V179L69 178H67L66 177V175L64 174V172H65V169H64V172H62V168ZM66 167V166H65ZM64 167V168H65ZM70 167V166H69ZM115 167V168H116ZM140 167H138V168H140ZM159 167V166H158ZM217 167H219L218 165H217ZM227 167V166H226ZM41 168V167H40ZM47 168H49V167H47ZM50 168H53V167H50ZM101 168V167H100ZM114 168V167H113ZM114 168V169H115ZM116 168V169H117ZM137 168V167H136ZM135 168V169H136ZM164 168V167H163ZM187 168V167H186ZM189 168H190V170H191V167L189 166ZM228 168V167H227ZM25 169V168H24ZM26 169H28V168H26ZM24 170V171H22V172H20V176H21V178L22 179H27V180H29L28 179V176H29V174H30V172H31V170L30 171H28V170ZM33 169V168H32ZM45 170H46V168H44ZM55 169V168H54ZM68 169V168H67ZM66 169V170H67ZM96 169V168H95ZM109 169V168H108ZM117 169V170H118ZM156 169H157V167H156ZM160 169V168H159ZM188 169V168H187ZM193 169V168H192ZM198 169V168H197ZM36 170V169H35ZM43 170V169H42ZM50 170V169H49ZM98 170V169H97ZM155 170V169H154ZM158 170V169H157ZM183 170H184V168H183ZM183 170H182V172H183ZM210 170V169H209ZM224 170H226V168H225V166H223V172H224ZM141 171V170H140ZM160 171V170H159ZM212 171V170H211ZM39 172H40V170H39ZM43 172H44V170H43ZM70 172H72V169L70 170ZM132 171L130 170V172H129V170H128V172H126L124 175H122V177H121V179H120V181H121V183H120V185H123V187L125 186L126 188H127V190L129 189H131V187H132V185L134 186L135 185V183L136 182H138L139 183V181L136 179V178H140V174H135V175H133V173H131ZM133 172H135V170L133 171ZM138 172V171H137ZM186 172H187V170H186ZM197 172H198V170H197ZM200 172H201V170H200ZM33 173V172H32ZM46 173H48V172H46ZM67 173V172H66ZM107 173V172H106ZM136 173V172H135ZM157 173V172H156ZM188 173V172H187ZM193 173H194V170H193ZM214 173H216V172H214ZM16 174H18V173H16ZM34 174V173H33ZM184 174H186L185 172H184ZM190 174V173H189ZM188 174V175H189ZM192 174V173H191ZM190 174V175H191ZM40 175V174H39ZM106 175V174H105ZM181 175H183V174H181ZM209 175V174H208ZM219 175V174H218ZM20 176H18L19 178L18 179H20ZM104 176V175H103ZM109 175H107L106 177H108ZM111 176V175H110ZM152 176H154V175H152ZM185 176V175H184ZM223 177H221V179H220V181H225V179H226V177H224V175H222ZM14 177H16L17 178V176H15L14 175ZM142 177V176H141ZM156 177H157V175H156ZM179 177V176H178ZM183 177V176H182ZM189 177V176H188ZM187 177V178H188ZM208 177V176H207ZM30 178V177H29ZM39 178H41L40 176H39ZM101 178V177H100ZM110 178V177H109ZM116 178V177H115ZM179 178H181V177H179ZM200 178V177H199ZM113 179V178H112ZM111 179V180H112ZM117 179V178H116ZM115 179V180H116ZM141 179V178H140ZM144 179V178H143ZM142 179V180H143ZM191 179H192V176H191ZM230 179V178H229ZM70 180V179H69ZM106 180V179H105ZM110 180V181H111ZM114 180V179H113ZM142 180L140 181L141 183H142ZM147 180V179H146ZM174 180V179H173ZM184 180V179H183ZM182 180V181H183ZM194 180V179H193ZM196 180V179H195ZM198 180V179H197ZM218 180V179H217ZM11 181V180H10ZM21 181V180H20ZM108 181V180H107ZM117 181H119V178H118V180ZM188 181V180H187ZM199 181V180H198ZM23 182V181H22ZM97 182V181H96ZM112 182V181H111ZM174 182V181H173ZM191 182V181H190ZM19 183H21V182H19ZM118 183V182H117ZM137 183V184H138ZM143 183H144V181H143ZM148 183V182H147ZM177 183V186L182 190H184L185 189V185L186 184H182L181 183V180H179V181H177L176 182ZM185 183H186V179H185ZM211 183V182H210ZM34 184V183H33ZM57 184H55V185H57ZM100 184V183H99ZM209 184V183H208ZM231 184V183H230ZM25 185L29 188V189H32L33 188V186H32V184L31 183H25ZM50 185H51V183H50ZM101 185V184H100ZM107 185V184H106ZM115 184H114V182H112V183H110V184H108L107 186H101L103 189H104V191H106L105 193H107V191L108 190H110L111 188H115V187H113ZM147 185V184H146ZM22 186H24V185H22ZM46 186V185H45ZM45 186H43V193H42V195H43V200H41L39 203L40 204H38L37 203V205L35 206V208H37L38 209V211L39 212H41V215H39L40 217L38 218V222H41V223H37V224H41L42 225V223L43 222H45V221H49L50 219H52L53 220V214H51V213H49V212H47V210H48V208L50 209V208H62V206H64V205H69L70 204V202L72 201V200H70L69 198H66V197H61V198H59V193H58V197H52V195L50 196L48 193L50 192V190H49V188L47 187H45ZM53 186H54V184H53ZM137 186H139V185H137ZM176 186V187H177ZM192 186V185H191ZM196 186V185H195ZM219 186V185H218ZM8 187V186H7ZM14 187V186H13ZM41 187V186H40ZM40 187H39V189L38 190H40ZM97 187V186H96ZM100 187V188H101ZM222 187V186H221ZM4 188V187H3ZM6 188V187H5ZM16 188V187H15ZM25 188V187H24ZM27 188V189H28ZM56 187H54V189H55ZM69 188H71V187H69ZM95 188V187H94ZM100 188H99V190H100ZM117 188V187H116ZM135 187H133L132 189H134ZM140 189H141V187H139ZM159 188V187H158ZM227 188V187H226ZM119 189V188H118ZM117 189V190H118ZM122 189V188H121ZM137 189H138V187H137ZM236 189V188H235ZM12 190V192H13V189H11ZM15 190V189H14ZM56 190V189H55ZM66 190V189H65ZM114 190V189H113ZM124 190V189H123ZM135 190V189H134ZM199 190V189H198ZM203 190V189H202ZM229 190V189H228ZM255 190V189H254ZM25 191H27V190H25ZM36 191V190H35ZM115 191V190H114ZM10 192V191H9ZM16 191H14V193H15ZM38 192V191H37ZM93 192H95V194L97 193V191H93ZM100 192V191H99ZM98 192V193H99ZM117 192V191H116ZM121 192V191H120ZM133 192V191H132ZM162 192V191H161ZM202 192V191H201ZM8 193V192H7ZM23 193V192H22ZM39 193V192H38ZM41 193V192H40ZM92 193V192H91ZM130 193V192H129ZM198 193H200V192H198ZM241 193H242V191H241ZM10 194V193H9ZM13 194V193H12ZM30 194V193H29ZM34 194H35V192H34ZM67 195H68V193H66ZM94 194V193H93ZM109 194H110V192H109ZM112 194V193H111ZM122 194V193H121ZM7 195V194H6ZM5 195V196H6ZM31 195V194H30ZM38 195V194H37ZM40 195V194H39ZM57 194H55V196H56ZM62 195V194H61ZM90 195V194H89ZM97 195V194H96ZM101 195V194H100ZM107 195V194H106ZM105 195V196H106ZM113 195V194H112ZM112 195L110 196L109 195V197H103V199H104V201L106 202V204H108V203H112L113 202V200L116 198L114 195V199L112 198ZM132 195V194H131ZM228 195H229V193H228ZM253 195V194H252ZM4 196V195H3ZM35 196V195H34ZM54 196V195H53ZM87 196V195H86ZM98 196V195H97ZM104 196V195H103ZM171 196H176L175 195V193H174V191H173V193H171L170 194V197ZM1 197V196H0ZM7 197V196H6ZM14 198H16V196H13ZM13 197H11V198H13ZM19 197V196H18ZM42 197V196H41ZM99 197H101V196H99ZM205 197V196H204ZM4 198V197H3ZM91 198V197H90ZM93 198V197H92ZM121 198V197H120ZM96 199V198H95ZM95 199L93 198V202H95ZM99 199V198H98ZM97 199V200H98ZM101 199V198H100ZM102 199V200H103ZM172 199V198H171ZM4 200H6V199H4ZM259 200V199H258ZM77 201V200H76ZM90 201V200H89ZM91 201V202H92ZM99 202H98V204L100 203V200H98ZM116 201V200H115ZM118 201V200H117ZM5 202V201H4ZM80 202V201H79ZM1 203V202H0ZM7 203V202H6ZM34 203H36V202H34ZM81 206L80 207H82V200H81ZM79 203V204H80ZM86 203H89V202H86ZM114 203V202H113ZM213 203V202H212ZM250 203V202H249ZM2 204H4L5 205V203H2ZM78 204V203H77ZM77 204H75V207L76 206H78ZM91 204V203H90ZM92 204H95V203H92ZM96 204H97V201H96ZM95 204V205H96ZM103 204H105V203H103ZM227 204V203H226ZM234 204V203H233ZM33 205V204H32ZM83 207H85V203H83ZM87 205V204H86ZM113 205V204H112ZM111 205V206H112ZM236 205V204H235ZM251 205V204H250ZM99 206V205H98ZM261 206V205H260ZM259 206V207H260ZM1 207V206H0ZM74 207V208H75ZM79 207V206H78ZM89 207V206H88ZM107 207H108V205H107ZM231 207V206H230ZM257 207V206H256ZM255 207V208H256ZM63 208H65L66 209V207H63ZM68 208V207H67ZM73 208V207H72ZM72 208H71V210L69 211V209H68V213L67 214H65V215H67V217H68V219H70V218H72L73 217V214H74V212H75V210H72ZM73 208V209H74ZM92 208V207H91ZM100 208H102V207H100ZM253 208H254V206H253ZM250 209V208H249ZM84 210H85V208H84ZM87 210V209H86ZM94 210V209H93ZM93 210H92V212H93ZM105 210V209H104ZM1 211H2V209H1ZM50 211V210H49ZM67 211V210H66ZM77 211H78V208H77ZM88 211V210H87ZM99 211V210H98ZM101 211H102V209H101ZM263 211V210H262ZM33 212V211H32ZM51 212V211H50ZM84 212V211H83ZM92 212H90V213H92ZM104 212V211H103ZM106 212V211H105ZM98 213V212H97ZM251 214H252V212H250ZM2 214V213H1ZM36 214V213H35ZM88 214V213H87ZM38 215V214H37ZM230 216V215H229ZM4 217V216H3ZM38 217V216H37ZM78 217V216H77ZM81 216H79V218H80ZM234 217V216H233ZM263 217V216H262ZM32 218H33V216H32ZM85 218H87V217H85ZM3 219L4 218H0V224L3 222ZM31 219V218H30ZM55 219V218H54ZM65 219V218H64ZM229 219V218H228ZM66 220V219H65ZM86 220V219H85ZM258 220V219H257ZM5 221V220H4ZM73 221V220H72ZM76 221V220H75ZM78 221V220H77ZM76 221V222H77ZM90 221V220H89ZM231 221V220H230ZM229 220H227V222H230ZM233 221V220H232ZM231 221V222H232ZM237 221V220H236ZM235 221V222H236ZM242 221V220H241ZM259 221V220H258ZM261 221V220H260ZM21 222V221H20ZM27 222H29V219H28V221ZM61 222V221H60ZM74 222V221H73ZM72 222V223H73ZM225 222V221H224ZM234 221H233V223H235ZM263 222V221H262ZM26 223V222H25ZM30 223V222H29ZM32 223V222H31ZM84 223H85V226L87 227V229H91L93 226H95L93 223H94V221L93 222H91V224L89 223L88 224V220H86V222L84 221ZM145 223V222H144ZM233 223H230V225H227L226 226V229H229V230H237V228L236 227H234V226H232V224ZM20 224V223H19ZM23 224V223H22ZM35 224V223H34ZM33 224V225H34ZM204 224V223H203ZM223 224V223H222ZM225 224H226V222H225ZM237 224H239V223H237ZM236 224V225H237ZM25 225V224H24ZM45 225V224H44ZM125 225H127V224H125ZM234 225V224H233ZM248 225V224H247ZM1 226H2V224H1ZM4 226V225H3ZM128 226V225H127ZM147 226V225H146ZM198 226V225H197ZM205 226V225H204ZM223 226V225H222ZM14 227V226H13ZM20 227H21V225H20ZM19 227V228H20ZM30 227V226H29ZM35 227V226H34ZM43 227V226H42ZM114 227V226H113ZM119 227V226H118ZM121 227H123V226H121ZM148 227V226H147ZM246 227V226H245ZM264 227V226H263ZM33 228V227H32ZM115 228H117V227H115ZM126 228V227H125ZM124 227L123 228H121V229H125ZM177 228V227H176ZM195 228V227H194ZM244 228V227H243ZM242 228V226H241V229H243ZM29 229V228H28ZM108 229V228H107ZM136 228H134V230H135ZM139 229V228H138ZM179 229V228H178ZM222 229H225V228H222ZM240 229V228H239ZM238 229V230H239ZM262 230H260V231H258V232H256L257 234H259V235H261V234H263L264 232H263V228H261ZM2 230V229H1ZM18 230V229H17ZM79 230V229H78ZM81 230V229H80ZM126 230H128V229H126ZM133 230V231H134ZM137 230V229H136ZM135 230V231H136ZM140 230V229H139ZM175 230V229H174ZM197 230V229H196ZM247 230V229H246ZM252 230H254V229H252ZM21 231V230H20ZM30 231V230H29ZM38 230L36 229V232H37ZM40 231V230H39ZM116 231V230H115ZM118 231V230H117ZM116 231V232H117ZM134 231V232H135ZM145 231H147L146 230V227H145ZM256 231V230H255ZM12 232H13V230H12ZM16 232V231H15ZM34 232V231H33ZM78 232V231H77ZM77 232H75V233H77ZM109 232V231H108ZM120 232V231H119ZM119 232H117V233H119ZM122 232H123V230H122ZM172 232V231H171ZM225 233H226V231H224ZM229 232V231H228ZM235 232H238V231H235ZM245 232V231H244ZM249 232V231H248ZM31 233H32V231H31ZM51 233V232H50ZM84 233V232H83ZM115 233V232H114ZM224 233V234H225ZM231 233H232V231H231ZM243 233V232H242ZM241 233V234H242ZM255 233V234H256ZM8 234V233H7ZM15 235H17L16 233H14ZM34 234V236H36V233H33ZM52 234V233H51ZM72 234V233H71ZM124 234H126L127 236L130 234L129 233V231L127 232V231H124ZM158 234V233H157ZM161 234V233H160ZM178 234V233H177ZM176 234V235H177ZM224 234H221V236H223ZM233 234H235V233H233ZM238 234H240V233H238ZM237 234V235H238ZM244 234V233H243ZM20 235V234H19ZM41 235V234H40ZM39 235V236H40ZM116 235V234H115ZM155 235V234H154ZM174 235V234H173ZM180 235V234H179ZM183 235V234H182ZM203 235V234H202ZM254 235V232L253 233H251V234H245V236H243L242 235V237L243 238H241V237H238V238H241V239H237L236 240V244L239 246V247H244V245H245V243L249 240V238H251L252 236ZM264 235V234H263ZM262 235V236H263ZM9 236H12V235H9ZM126 236V237H127ZM130 236V235H129ZM184 236V235H183ZM208 235H203V237H207ZM238 236H240V235H238ZM255 236V235H254ZM253 236V237H254ZM17 237V236H16ZM42 237H43V234H42ZM47 237V236H46ZM125 237V236H124ZM148 237H150L149 235H148ZM155 237V236H154ZM171 237V236H170ZM174 237H176V236H173V237H171L170 238V241L172 240V241H176L178 238H174ZM185 237V236H184ZM195 237V236H194ZM202 237V238H203ZM224 237V236H223ZM236 237V236H235ZM235 237H234V239H235ZM10 238H12V237H10ZM19 238V237H18ZM22 237H20V239H21ZM36 238V237H35ZM41 238V237H40ZM48 238V237H47ZM73 238V237H72ZM151 238V237H150ZM158 238V237H157ZM182 238V237H181ZM3 239V238H2ZM17 239V238H16ZM52 239V238H51ZM56 239V238H55ZM60 239H64V238H60ZM153 239V238H152ZM156 239V238H155ZM160 239V238H159ZM159 239H156V241L157 240H159ZM179 239H180V237H179ZM192 239V238H191ZM223 239V238H222ZM15 240V239H14ZM23 240H26V239H23ZM23 240H21L22 242H23ZM42 240V239H41ZM66 240V239H65ZM74 240V239H73ZM214 240V239H213ZM20 241V242H21ZM43 241V240H42ZM48 241V240H47ZM49 241H51V240H49ZM46 242L45 241V243H44V245H42V243H40L42 246H40V244H39V246L38 247H40V253L39 254H37V255H28V256H25V257H23V258H21L22 259V263L23 264H32L38 257L39 258H41L42 256V253L44 252V254H45V256H43V257H47L46 259H48L50 262H51V264H59V260H58V257H57V255L59 254V253H62L65 249H66V247H67V245L70 243V242H72V241H70V240H67V241H63V242H60L59 240L57 241V239H56V241H52V242ZM141 241H142V239H141ZM145 241V240H144ZM165 241V240H164ZM188 241V240H187ZM215 241V240H214ZM213 241V242H214ZM230 241V240H229ZM232 241V240H231ZM15 242H17V240H15ZM25 242V241H24ZM32 242V241H31ZM146 242H148V241H146ZM149 242H150V240H149ZM155 242V241H154ZM167 242V241H166ZM6 243V242H5ZM73 243V242H72ZM75 243V242H74ZM139 243V242H138ZM144 243V242H143ZM157 243V242H156ZM160 243V242H159ZM173 243V242H172ZM176 243V242H175ZM188 243V242H187ZM193 243V244H192ZM191 244H192V246H196V244L194 243V242H192ZM217 243V242H216ZM215 243V244H216ZM225 243V242H224ZM233 243V242H232ZM28 244H29V241H28ZM50 244V245H49ZM189 244H190V242H189ZM205 244V243H204ZM210 244V243H209ZM18 245H20V244H18ZM26 245H27V242H26ZM31 245H33V244H31ZM181 245V244H180ZM222 245V244H221ZM73 246V245H72ZM72 246H71V248H72ZM116 246V245H115ZM188 246V245H187ZM199 246V245H198ZM214 246V245H213ZM234 246V245H233ZM120 247V246H119ZM202 247V246H201ZM231 247V246H230ZM35 248V247H34ZM90 248V247H89ZM114 248V247H113ZM170 248V247H169ZM188 248V247H187ZM235 249V248H234ZM233 249V250H234ZM37 250H38V248H37ZM190 250V249H189ZM203 250V249H202ZM206 250V249H205ZM208 251L210 250V249H207ZM140 251V250H139ZM207 251V252H208ZM227 251V250H226ZM65 252H67V251H65ZM209 252H211V251H209ZM36 253V252H35ZM105 253V252H104ZM169 253V252H168ZM239 253V252H238ZM4 254V253H3ZM30 254V253H29ZM41 254V255H40ZM113 254V253H112ZM63 255V254H62ZM158 255V254H157ZM203 255V254H202ZM65 256V255H64ZM216 256V255H215ZM1 257H3V256H1ZM183 257V256H182ZM38 258V259H39ZM95 258V257H94ZM190 258V257H189ZM218 258V257H217ZM37 259V260H38ZM60 259V258H59ZM71 259V258H70ZM181 260L180 261H182V258H180ZM185 259V258H184ZM196 259V258H195ZM222 259V258H221ZM47 260V261H48ZM73 260V259H72ZM201 260V259H200ZM223 260V259H222ZM1 261V260H0ZM67 261H68V259H67ZM92 261V260H91ZM90 261V262H91ZM94 261V260H93ZM191 261V260H190ZM190 261H188L187 260V262H185L184 264H187L188 262H190ZM178 262V261H177ZM62 263V262H61ZM259 263V262H258ZM258 263H256V264H258ZM1 264V263H0ZM65 264V263H64ZM88 264V263H87ZM91 264H94V263H91ZM171 264V263H170ZM177 264H179V262L177 263Z\"/></svg>", "mask_w": 264, "mask_h": 264}]
</instances>
